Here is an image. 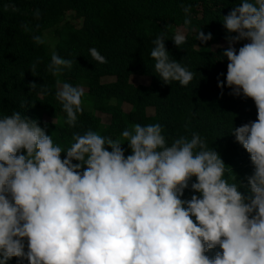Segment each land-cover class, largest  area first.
<instances>
[{"label":"clouds","instance_id":"1","mask_svg":"<svg viewBox=\"0 0 264 264\" xmlns=\"http://www.w3.org/2000/svg\"><path fill=\"white\" fill-rule=\"evenodd\" d=\"M190 10L183 8L185 28ZM3 11L20 9L8 0ZM223 25L236 33L226 37L223 52L226 85L257 108L256 121L233 129L254 166L246 183L224 178L220 154L198 133L168 146L159 123H137L115 140L91 130L73 133L64 150L36 120L14 111L0 118V264L13 257L17 264H264V0H241ZM32 39L44 43L39 35ZM164 39L153 42L155 71L165 84L187 86L195 73L170 59ZM186 39L177 30L172 40L180 47ZM196 39L206 43L212 34L198 31ZM242 40L248 42L237 51ZM89 52L107 63L95 47ZM71 64L53 53L47 70L57 76ZM218 87L225 82L218 79ZM83 96L70 83L56 92L69 126L83 112ZM192 177L194 194L183 199Z\"/></svg>","mask_w":264,"mask_h":264},{"label":"trees","instance_id":"2","mask_svg":"<svg viewBox=\"0 0 264 264\" xmlns=\"http://www.w3.org/2000/svg\"><path fill=\"white\" fill-rule=\"evenodd\" d=\"M13 2L20 12L3 11L8 0H0V118L19 111L36 120L54 145L64 150L74 142L73 133L83 135L91 130L115 140L137 123H159L168 146L179 136L191 139L193 133H198L210 150L220 154L225 164L224 178L230 183H246L254 166L250 154L236 141L233 129L256 121L257 108L251 98L230 94L232 90L226 85L228 60L223 56L228 47L226 37L236 35L227 32L223 17L241 0ZM189 5L187 18L191 23L185 28L183 8ZM37 9L39 18L35 16ZM23 24L30 31L25 32ZM179 28L187 39L177 47L172 39ZM51 29H56L58 35L54 48L45 41L39 45L33 41V35L43 38L45 31ZM198 31L210 32L212 39L201 43L196 39ZM161 35L165 36L170 59L195 73L187 86L178 81L165 84L155 71L151 51ZM242 46L234 45L237 51ZM93 47L105 56L107 63L100 64L91 57L89 49ZM53 53L72 61L71 67L63 68L57 76L47 70ZM135 78L140 79L139 83L132 81ZM218 79L225 82L223 90L218 87ZM32 83L37 85L35 89L30 87ZM64 83L87 89L82 97L83 112L77 114L74 126L67 124V114L56 98ZM87 102L91 108L84 105ZM125 104L130 107L127 111ZM95 112L107 115L109 122L102 124ZM123 142L125 156L131 155L127 141ZM64 158L66 152L61 153ZM195 181L192 177L183 199L194 194L190 184ZM219 250L217 247L207 255L214 256ZM17 261L13 257L7 264Z\"/></svg>","mask_w":264,"mask_h":264},{"label":"rangeland","instance_id":"3","mask_svg":"<svg viewBox=\"0 0 264 264\" xmlns=\"http://www.w3.org/2000/svg\"><path fill=\"white\" fill-rule=\"evenodd\" d=\"M67 17H69V16H67ZM62 25V24H61ZM61 25L58 27V28H60L61 27ZM178 30H182L183 31V29L182 28H179ZM43 39H44V41H45V43L48 45V46H50L51 48H54V46H55V44H56V42L58 41V35L56 34V29H51V30H47V31H45V33H44V36H43ZM248 41L247 40H242V41H240V42H238L239 44H244V43H247ZM224 44V43H223ZM237 44V43H236ZM138 78H141V79H143L142 77H138ZM105 81H110V80H112V78H105L104 79ZM139 80L140 79H134V80H132L133 82H138L139 83ZM146 80V79H145ZM62 87V86H61ZM82 89H83V91H85V92H87V89L86 88H84V87H81ZM85 106H87L88 108H91V106H90V103H85L84 104ZM124 109L127 111V110H129L130 109V107H129V105H127V104H125L124 105ZM151 111V110H150ZM95 114H98L100 117H101V119H102V124H107L108 122H109V117L107 116V115H105V114H101V113H99V112H95Z\"/></svg>","mask_w":264,"mask_h":264}]
</instances>
